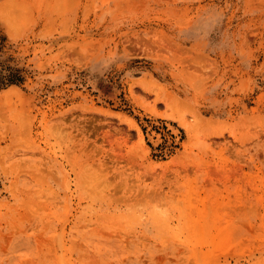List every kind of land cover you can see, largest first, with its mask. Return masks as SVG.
I'll list each match as a JSON object with an SVG mask.
<instances>
[{"label":"rangeland","instance_id":"374dc122","mask_svg":"<svg viewBox=\"0 0 264 264\" xmlns=\"http://www.w3.org/2000/svg\"><path fill=\"white\" fill-rule=\"evenodd\" d=\"M0 264H264V0H0Z\"/></svg>","mask_w":264,"mask_h":264}]
</instances>
